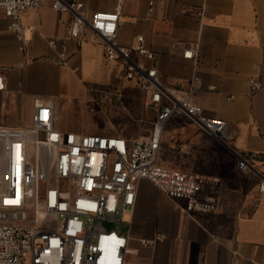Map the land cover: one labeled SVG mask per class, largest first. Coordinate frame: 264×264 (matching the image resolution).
Returning a JSON list of instances; mask_svg holds the SVG:
<instances>
[{"label": "crops", "instance_id": "crops-1", "mask_svg": "<svg viewBox=\"0 0 264 264\" xmlns=\"http://www.w3.org/2000/svg\"><path fill=\"white\" fill-rule=\"evenodd\" d=\"M82 1L88 15L118 12V42L130 47L136 36H143L156 55L152 65L162 83L182 93L193 91L207 115L228 122L236 132L225 144L182 117L185 123L165 131L161 164L220 178V204L211 213H187L152 182L141 180L136 204L124 215L127 264H264L260 179L239 171L236 156L246 154L254 164H264V0ZM21 23L19 40L0 10V71L7 78L0 92V126L22 127L25 117L32 124L39 100L53 107L59 130L76 131L61 125L58 113L67 96L86 95L77 85L65 88L61 72L76 75L84 68L80 83L91 74L93 83L98 77L101 85L96 95L112 96L120 87L103 71L108 63L104 42L90 29L79 40L73 38L71 14L54 10L51 0L23 12ZM52 41L58 44L55 50ZM188 46L198 50L194 59L183 56ZM63 48L68 66L54 61ZM115 64L124 68L121 60ZM250 77L263 85L255 94L247 84ZM230 95L235 99L229 101ZM245 176L253 184L242 185Z\"/></svg>", "mask_w": 264, "mask_h": 264}, {"label": "built area", "instance_id": "built-area-1", "mask_svg": "<svg viewBox=\"0 0 264 264\" xmlns=\"http://www.w3.org/2000/svg\"><path fill=\"white\" fill-rule=\"evenodd\" d=\"M41 1L0 0L9 30L19 40L22 13ZM51 2L54 10L71 14L73 38L79 40L90 29L104 42L106 60L124 63L126 79L148 96L151 127L136 139L63 132L55 126L53 107L39 100L30 127L0 126V264H127L129 235L121 224L136 204L141 180L152 182L187 213H211L220 204V178L161 164L168 122L185 118L225 144L236 132L228 122L207 115L193 91L182 93L162 83L152 65L156 55L143 36H136L130 47L118 42V12L88 15L82 0ZM50 46L58 48L55 41ZM197 51L188 46L183 56L194 59ZM54 61L68 66L64 48ZM6 79L0 71V92L6 89ZM247 84L252 94L263 88L257 77ZM236 156L239 171L259 176L264 195V175L248 159Z\"/></svg>", "mask_w": 264, "mask_h": 264}, {"label": "rangeland", "instance_id": "rangeland-1", "mask_svg": "<svg viewBox=\"0 0 264 264\" xmlns=\"http://www.w3.org/2000/svg\"><path fill=\"white\" fill-rule=\"evenodd\" d=\"M118 60L108 62L106 69L118 83L120 89H116L112 96L96 95L95 89L101 85L93 83L91 74L80 83L84 68L79 74H72L69 71L61 72L62 85L71 88L77 85L81 93L86 96H67L68 102L61 105L57 119L61 125L70 124L74 128V132L86 135H106L112 136L121 134L127 138L136 139L144 137L148 134L151 127L152 114L146 109L148 96L132 82L125 77L123 67L115 64ZM22 127H30V118H22ZM185 123L183 119L173 117L167 124L166 131L173 129L175 125ZM56 126V125H55ZM17 127V126H7ZM171 132V130H169ZM168 131V132H169ZM170 140V136L168 137ZM171 141V140H170ZM164 147L162 148V150ZM164 153L161 152L160 161L163 159ZM261 174L264 175V164H253ZM256 177H259L258 175ZM239 178V177H238ZM248 177L242 178V185L249 186L253 181H249ZM239 182V180H238ZM121 229L125 232L128 229L126 223L121 224Z\"/></svg>", "mask_w": 264, "mask_h": 264}, {"label": "trees", "instance_id": "trees-1", "mask_svg": "<svg viewBox=\"0 0 264 264\" xmlns=\"http://www.w3.org/2000/svg\"><path fill=\"white\" fill-rule=\"evenodd\" d=\"M243 157H245L246 159H248L252 164H254V162H253V159L252 158H250L248 155H246V154H241Z\"/></svg>", "mask_w": 264, "mask_h": 264}]
</instances>
